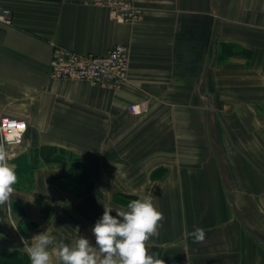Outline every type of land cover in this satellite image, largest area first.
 <instances>
[{
  "label": "crops",
  "instance_id": "obj_1",
  "mask_svg": "<svg viewBox=\"0 0 264 264\" xmlns=\"http://www.w3.org/2000/svg\"><path fill=\"white\" fill-rule=\"evenodd\" d=\"M90 1L1 0L14 23H0V115L28 128L8 149L18 182L11 213L0 208V264H31L22 238L46 229L94 246L103 205L142 196L164 214L148 250L165 264H264V0H134V24ZM119 43L131 47L120 88L50 75L57 45L104 55ZM41 146L82 155L92 190L37 159Z\"/></svg>",
  "mask_w": 264,
  "mask_h": 264
},
{
  "label": "clouds",
  "instance_id": "obj_2",
  "mask_svg": "<svg viewBox=\"0 0 264 264\" xmlns=\"http://www.w3.org/2000/svg\"><path fill=\"white\" fill-rule=\"evenodd\" d=\"M9 159V153L0 144V208L10 211L18 177L16 166ZM153 201V196H142L116 210L103 205V215L91 229L94 246L84 236L72 244L65 243L46 229L30 241L22 238L23 249L31 264H165L148 250V241L159 235L164 220L163 212ZM191 235L197 243L205 238L201 228H195Z\"/></svg>",
  "mask_w": 264,
  "mask_h": 264
},
{
  "label": "built area",
  "instance_id": "obj_3",
  "mask_svg": "<svg viewBox=\"0 0 264 264\" xmlns=\"http://www.w3.org/2000/svg\"><path fill=\"white\" fill-rule=\"evenodd\" d=\"M95 6L112 11L122 22L134 24L142 18V9L134 0H91ZM0 23L13 25L11 8L0 0ZM131 47L127 43L114 45L104 55L83 54L65 46H55L50 61V75L58 80L85 81L95 86L117 89L129 79ZM150 100L132 103L127 110L136 117L149 110ZM27 123L24 120L0 115V143L5 150L22 145Z\"/></svg>",
  "mask_w": 264,
  "mask_h": 264
},
{
  "label": "trees",
  "instance_id": "obj_4",
  "mask_svg": "<svg viewBox=\"0 0 264 264\" xmlns=\"http://www.w3.org/2000/svg\"><path fill=\"white\" fill-rule=\"evenodd\" d=\"M33 154L37 159L41 157L45 164H58L62 166L65 177L83 185L87 192L92 190L93 178L82 155L68 148L56 146H41L35 148ZM31 169H34V166H31ZM27 170L30 169L27 168ZM28 180L31 181V178H28ZM131 197L133 195H128V198ZM25 257L26 259L28 258L27 255ZM6 261L10 264H18L17 255L6 256Z\"/></svg>",
  "mask_w": 264,
  "mask_h": 264
},
{
  "label": "rangeland",
  "instance_id": "obj_5",
  "mask_svg": "<svg viewBox=\"0 0 264 264\" xmlns=\"http://www.w3.org/2000/svg\"><path fill=\"white\" fill-rule=\"evenodd\" d=\"M10 213H11V211H10Z\"/></svg>",
  "mask_w": 264,
  "mask_h": 264
}]
</instances>
